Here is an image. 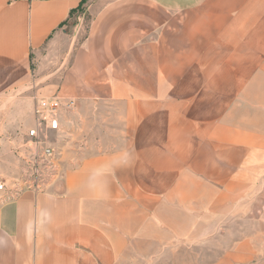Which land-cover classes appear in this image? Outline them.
Returning a JSON list of instances; mask_svg holds the SVG:
<instances>
[{
  "label": "crops",
  "instance_id": "crops-1",
  "mask_svg": "<svg viewBox=\"0 0 264 264\" xmlns=\"http://www.w3.org/2000/svg\"><path fill=\"white\" fill-rule=\"evenodd\" d=\"M32 83L76 100L72 148L0 206V264L152 262L264 177V0H0V97Z\"/></svg>",
  "mask_w": 264,
  "mask_h": 264
},
{
  "label": "rangeland",
  "instance_id": "rangeland-1",
  "mask_svg": "<svg viewBox=\"0 0 264 264\" xmlns=\"http://www.w3.org/2000/svg\"><path fill=\"white\" fill-rule=\"evenodd\" d=\"M90 18L91 13L88 11L82 15L83 32ZM50 89L32 83L0 97V173L7 186L5 193L0 191V206L10 201L6 196L8 190L21 184L19 179L26 168L16 149L27 128L33 124L36 97L47 95ZM53 139L60 153L63 175L67 153L72 148L67 146L70 135ZM73 141L77 142L78 137H74ZM201 224L196 240L170 241L169 246L157 254L152 262L138 264H214L242 239L250 240L254 253L253 259L244 264H264V177L254 185L248 200L224 214L202 215Z\"/></svg>",
  "mask_w": 264,
  "mask_h": 264
},
{
  "label": "built area",
  "instance_id": "built-area-1",
  "mask_svg": "<svg viewBox=\"0 0 264 264\" xmlns=\"http://www.w3.org/2000/svg\"><path fill=\"white\" fill-rule=\"evenodd\" d=\"M75 99L58 94L37 96L33 105V124L17 146L19 158L25 165L18 186L6 193L7 198L16 200L26 190L46 192L62 177L59 150L53 138L66 133L67 114L76 109ZM7 186L0 173V191L5 193Z\"/></svg>",
  "mask_w": 264,
  "mask_h": 264
}]
</instances>
